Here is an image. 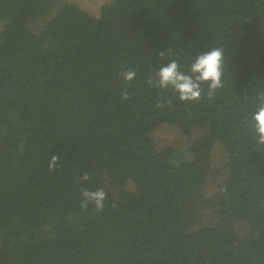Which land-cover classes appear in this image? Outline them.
I'll use <instances>...</instances> for the list:
<instances>
[{"label": "trees", "instance_id": "1", "mask_svg": "<svg viewBox=\"0 0 264 264\" xmlns=\"http://www.w3.org/2000/svg\"><path fill=\"white\" fill-rule=\"evenodd\" d=\"M213 48L223 86L210 99L207 82L199 102L146 83L171 59L191 74ZM262 91L258 0H110L97 15L73 0H0V264H264V145L252 119ZM162 99L172 107L156 108ZM161 127L220 146L216 219L228 228L189 224L211 163L157 142ZM82 187L106 191L102 211L81 209Z\"/></svg>", "mask_w": 264, "mask_h": 264}, {"label": "clouds", "instance_id": "2", "mask_svg": "<svg viewBox=\"0 0 264 264\" xmlns=\"http://www.w3.org/2000/svg\"><path fill=\"white\" fill-rule=\"evenodd\" d=\"M161 57L165 52L159 53ZM168 55H174L171 50ZM223 50L213 48L210 51L203 52L195 57L190 65V73L181 70L180 63L177 59H171L168 63L159 67L154 74H149L146 83L149 86H155L158 89L167 92L169 89L180 102H199L203 89L201 84L207 82V96L210 99L214 92L221 88L223 75ZM125 82H131L137 75L135 70L127 69L120 73ZM122 100H128L129 92L124 89L121 93ZM258 107L252 115L254 121L253 128L256 133L254 139L260 145H264V91L256 97ZM156 108L172 107L171 99H162L156 102ZM59 156L52 155L48 162V170L55 171L58 165ZM91 179L88 172H84L80 180L87 182ZM81 209L87 211L89 204L94 205L95 210L100 212L104 209L107 193L103 188L90 190L81 188Z\"/></svg>", "mask_w": 264, "mask_h": 264}, {"label": "rangeland", "instance_id": "3", "mask_svg": "<svg viewBox=\"0 0 264 264\" xmlns=\"http://www.w3.org/2000/svg\"><path fill=\"white\" fill-rule=\"evenodd\" d=\"M73 1H76L78 5L87 12L97 15L100 5L110 0ZM258 2L264 6V0H258ZM43 23L44 20L42 19L31 20L28 22V27L34 32H37ZM151 134L159 143H169L174 147L181 145L185 146L198 165L211 163L208 170L213 173V176L209 183L202 189L200 199L197 202L192 203L190 212H192L193 217L189 220V224L192 226H204L209 224L213 227L228 228L225 220L216 219L217 210L221 205V196H219L220 193L218 191V186L220 182L224 180L225 170L224 156L220 146L216 142L208 140L205 133L202 131H194L190 136L186 137L174 129L166 130L161 127L160 129L153 130ZM182 154L183 152H181V155ZM181 155L177 154V157L179 158ZM126 188L128 189L127 186ZM115 201L117 204L121 202L119 199H116Z\"/></svg>", "mask_w": 264, "mask_h": 264}]
</instances>
